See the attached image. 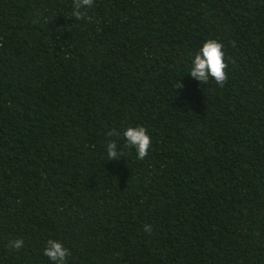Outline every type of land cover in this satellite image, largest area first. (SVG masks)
Wrapping results in <instances>:
<instances>
[{"label":"trees","instance_id":"1","mask_svg":"<svg viewBox=\"0 0 264 264\" xmlns=\"http://www.w3.org/2000/svg\"><path fill=\"white\" fill-rule=\"evenodd\" d=\"M73 10L0 0V264H53L50 239L67 264H264V0ZM208 39L223 88L189 74Z\"/></svg>","mask_w":264,"mask_h":264},{"label":"clouds","instance_id":"2","mask_svg":"<svg viewBox=\"0 0 264 264\" xmlns=\"http://www.w3.org/2000/svg\"><path fill=\"white\" fill-rule=\"evenodd\" d=\"M74 10L72 17L76 20L84 19V13L81 9L91 8L94 6V0H73ZM224 45L216 39H208L203 46L197 51L192 59V67L189 71L190 76L206 85L210 81L223 88L228 82V63L224 52ZM182 82L177 86V89L182 88ZM126 147L135 149L137 158L145 159L149 154V149L152 145L151 137L147 134L146 128L142 126L128 127L122 133ZM109 137L121 136L115 128L108 132ZM106 151L109 161H118L124 155L123 151L118 150L115 140L107 143ZM145 231L151 233V225H145ZM24 246L22 239L10 241L8 247L19 251ZM53 264H67V258L71 255L70 251L57 240L50 239L47 241V246L43 253Z\"/></svg>","mask_w":264,"mask_h":264}]
</instances>
